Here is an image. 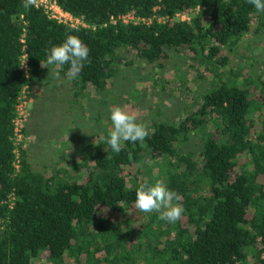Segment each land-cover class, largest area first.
<instances>
[{"label":"trees","instance_id":"1","mask_svg":"<svg viewBox=\"0 0 264 264\" xmlns=\"http://www.w3.org/2000/svg\"><path fill=\"white\" fill-rule=\"evenodd\" d=\"M55 1L85 26L0 0V264H264V81L226 71L246 36L264 33V12L247 0ZM69 31L90 50L75 86L105 89L137 59L162 70L169 50L190 55L188 68L210 73L209 84L198 93L183 76L163 84L183 114L152 124L143 147L126 141L114 153L104 141L84 161L40 169L20 144L15 171L17 97L42 81L40 62ZM51 67L66 78L67 64ZM191 139L198 148L186 150ZM156 180L182 197L174 224L135 207L138 184Z\"/></svg>","mask_w":264,"mask_h":264},{"label":"rangeland","instance_id":"2","mask_svg":"<svg viewBox=\"0 0 264 264\" xmlns=\"http://www.w3.org/2000/svg\"><path fill=\"white\" fill-rule=\"evenodd\" d=\"M180 18L188 19L189 16ZM233 52L229 54L227 72L230 69L246 71L255 81L260 77L264 81V33L247 35L240 49ZM168 56L165 68L156 72L150 70L151 65L137 59L134 62L137 67L133 66V70L129 66L123 67L112 84L102 90L75 86L61 74L54 75L58 73L55 67L49 68L28 95L31 101L27 105L29 115L25 130L27 127L28 133L34 132L37 139L25 134L24 144L28 148L34 141L29 147L33 150L32 161L40 169L70 165L67 158L80 161L87 156L89 149H96L106 140L112 126L109 110L117 105L137 114L138 121L147 123L148 128L156 122L179 120V115L183 114L182 101L178 92L163 88V84L167 85L169 80L179 82L183 76L190 91L198 93L207 88L211 75L200 77L194 69L188 68L192 62L190 55L169 50ZM196 65L203 69L202 65ZM197 148L198 141L194 139L185 146L186 150ZM154 164L155 161L147 163L150 167Z\"/></svg>","mask_w":264,"mask_h":264},{"label":"clouds","instance_id":"3","mask_svg":"<svg viewBox=\"0 0 264 264\" xmlns=\"http://www.w3.org/2000/svg\"><path fill=\"white\" fill-rule=\"evenodd\" d=\"M257 12H264V0H247ZM36 4V0H22V7L29 9ZM89 48L77 35L69 31L65 39L51 45L46 53V61L40 62L42 68L49 69L50 65L61 67L68 65L66 78L71 81L82 71L85 62L91 63L89 59ZM27 59V58H26ZM26 61V60H25ZM58 76L59 73H54ZM111 128L105 143L114 153L122 150L123 142L130 141L133 144L139 142L143 147L145 138L149 135L148 125L139 122L137 114L130 112L123 106L110 108ZM179 193L169 189L161 180L154 183L145 181L139 183L135 189V207L142 213H157L158 219L168 223H176L182 218L185 211Z\"/></svg>","mask_w":264,"mask_h":264},{"label":"built area","instance_id":"4","mask_svg":"<svg viewBox=\"0 0 264 264\" xmlns=\"http://www.w3.org/2000/svg\"><path fill=\"white\" fill-rule=\"evenodd\" d=\"M35 8L43 9L44 13L51 19L56 20L59 23L67 24L71 27L85 26V23L79 19L78 17L73 16L71 13L63 10L55 0H36V4L33 5ZM181 17V16H180ZM124 22L134 21L137 22L138 19L134 18V16L130 14H125L119 17ZM114 22L116 20H113ZM24 42V39L21 38V43ZM25 47H22V55L20 56V68L27 78L28 64H27V55L24 52ZM26 60V61H25ZM30 89L27 86H24L15 103V115L12 119L13 124V154L14 161L13 167L15 171L20 169V150L19 145L22 144L25 146L24 142L26 139L24 129L26 122L28 120V110L27 105L30 102V97L28 96Z\"/></svg>","mask_w":264,"mask_h":264},{"label":"crops","instance_id":"5","mask_svg":"<svg viewBox=\"0 0 264 264\" xmlns=\"http://www.w3.org/2000/svg\"><path fill=\"white\" fill-rule=\"evenodd\" d=\"M27 126V125H26ZM26 134H27V136H29V134L31 135V136H34V132H27V127H26V132H25ZM34 138H36L37 139V137H35L34 136ZM33 144H34V141L33 142H31V144L29 145V147H31V146H33ZM88 155V154H87ZM85 156H86V154H85ZM87 157V156H86ZM86 157H84V158H86ZM84 158H80V160L82 159L83 161H84ZM76 160V159H75ZM76 161H78V159L76 160Z\"/></svg>","mask_w":264,"mask_h":264}]
</instances>
